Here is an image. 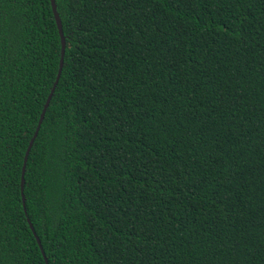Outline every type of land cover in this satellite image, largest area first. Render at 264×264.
<instances>
[{"label":"trees","instance_id":"1","mask_svg":"<svg viewBox=\"0 0 264 264\" xmlns=\"http://www.w3.org/2000/svg\"><path fill=\"white\" fill-rule=\"evenodd\" d=\"M55 2L23 204L61 38L0 0V264H264V0Z\"/></svg>","mask_w":264,"mask_h":264},{"label":"water","instance_id":"2","mask_svg":"<svg viewBox=\"0 0 264 264\" xmlns=\"http://www.w3.org/2000/svg\"><path fill=\"white\" fill-rule=\"evenodd\" d=\"M51 5H52V10H53V14H54V18H55V21H56V24H57V27H58V31H59V34H60V38H61V59H60V64H59V70H58V73H57V76H56V80L54 82V85L51 89V92L46 100V103L44 105V108L42 110V113L40 115V119H39V122H38V125H37V128H36V132L34 134V136L31 138L30 140V143H29V146H28V149L26 151V155H25V160H24V166H23V171H22V178H21V194H22V200H23V204H24V196H23V190H24V169H25V163L27 161V158L29 156V152L32 148V145L37 137V134L40 130V127H41V123L44 119V116H45V113H46V110L48 109L49 107V104L51 102V99H52V96L54 94V91L56 89V86L59 82V79H60V76H61V72H62V69H63V64H64V53H65V47H66V43H65V38H64V35H63V30H62V23H61V20H60V17H59V14L57 12V6H56V2L55 0H51ZM31 227V225H30ZM37 242H38V245L40 246L41 250H42V247H41V243L40 241L37 239Z\"/></svg>","mask_w":264,"mask_h":264}]
</instances>
